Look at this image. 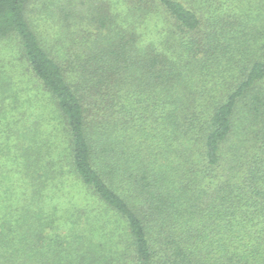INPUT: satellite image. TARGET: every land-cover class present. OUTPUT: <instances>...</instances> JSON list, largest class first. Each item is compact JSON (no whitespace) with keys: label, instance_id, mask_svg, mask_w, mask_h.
I'll return each instance as SVG.
<instances>
[{"label":"trees","instance_id":"16d2710c","mask_svg":"<svg viewBox=\"0 0 264 264\" xmlns=\"http://www.w3.org/2000/svg\"><path fill=\"white\" fill-rule=\"evenodd\" d=\"M0 264H264V0H0Z\"/></svg>","mask_w":264,"mask_h":264}]
</instances>
